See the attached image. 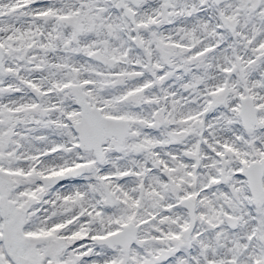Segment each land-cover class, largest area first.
Instances as JSON below:
<instances>
[{
    "label": "snow or ice",
    "instance_id": "6c2138e0",
    "mask_svg": "<svg viewBox=\"0 0 264 264\" xmlns=\"http://www.w3.org/2000/svg\"><path fill=\"white\" fill-rule=\"evenodd\" d=\"M0 264H264V0H0Z\"/></svg>",
    "mask_w": 264,
    "mask_h": 264
}]
</instances>
